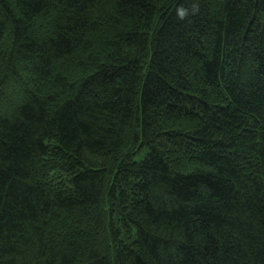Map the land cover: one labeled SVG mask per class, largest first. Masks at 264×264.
<instances>
[{
    "label": "trees",
    "instance_id": "trees-1",
    "mask_svg": "<svg viewBox=\"0 0 264 264\" xmlns=\"http://www.w3.org/2000/svg\"><path fill=\"white\" fill-rule=\"evenodd\" d=\"M0 264H264V0H0Z\"/></svg>",
    "mask_w": 264,
    "mask_h": 264
}]
</instances>
